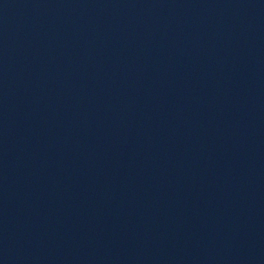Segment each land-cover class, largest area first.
<instances>
[{
    "label": "water",
    "instance_id": "obj_1",
    "mask_svg": "<svg viewBox=\"0 0 264 264\" xmlns=\"http://www.w3.org/2000/svg\"><path fill=\"white\" fill-rule=\"evenodd\" d=\"M0 264H264V0H0Z\"/></svg>",
    "mask_w": 264,
    "mask_h": 264
}]
</instances>
